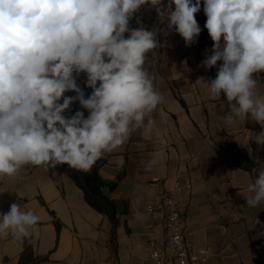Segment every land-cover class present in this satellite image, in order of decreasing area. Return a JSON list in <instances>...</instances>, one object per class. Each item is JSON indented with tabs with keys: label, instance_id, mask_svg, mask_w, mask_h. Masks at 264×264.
Segmentation results:
<instances>
[{
	"label": "clouds",
	"instance_id": "obj_1",
	"mask_svg": "<svg viewBox=\"0 0 264 264\" xmlns=\"http://www.w3.org/2000/svg\"><path fill=\"white\" fill-rule=\"evenodd\" d=\"M142 8L166 21L163 30L131 27ZM200 11L201 0H0V193L26 166L87 173L134 132L150 140L166 98L147 54L173 30L186 46L198 42ZM203 12L212 47L201 66L217 71L199 80L210 99H226L224 124L253 120L261 131L250 139L264 145L256 78L264 73V0H203ZM157 163L153 156L145 167ZM247 191V207L264 203V168ZM40 221L34 208L13 202L0 212V240L23 244Z\"/></svg>",
	"mask_w": 264,
	"mask_h": 264
},
{
	"label": "crops",
	"instance_id": "obj_2",
	"mask_svg": "<svg viewBox=\"0 0 264 264\" xmlns=\"http://www.w3.org/2000/svg\"><path fill=\"white\" fill-rule=\"evenodd\" d=\"M140 24L135 17L131 27ZM165 25L155 14L150 29L163 30ZM158 39L165 46L147 54L145 67L155 73L166 100L153 114L152 138L134 132L125 145L103 156L99 169L103 178L118 180L115 189L105 188L104 193L128 206L115 230L108 215L86 201L68 174L26 166L5 181L4 192L41 217L26 240L40 257L35 264H136L150 229L157 237L164 235L163 213L147 211L163 189L178 200L194 244L211 250L206 264H264V203L247 207L244 198L256 170L235 166L225 149V143H235L264 168L263 145L250 139L257 132L252 127L261 131V126L251 119L231 127L224 124L226 99H210L199 80L214 78L217 71L201 66L206 54L201 34L191 46L174 30ZM256 78L264 93V73ZM83 88L91 90L85 84ZM153 156L158 163L149 170L145 165ZM186 182L192 184L189 194L179 187ZM23 250L24 245L11 238L0 240V264H18Z\"/></svg>",
	"mask_w": 264,
	"mask_h": 264
},
{
	"label": "trees",
	"instance_id": "obj_3",
	"mask_svg": "<svg viewBox=\"0 0 264 264\" xmlns=\"http://www.w3.org/2000/svg\"><path fill=\"white\" fill-rule=\"evenodd\" d=\"M144 12L142 16L143 24L145 27L150 29L153 19L154 12L150 18H147L146 15H149L147 11L141 10ZM137 16V15H136ZM196 19L201 27V39L203 43L204 50H210L212 47V41L208 36L207 29L204 27L206 16L203 12V6L201 5V11L196 14ZM132 22V21H131ZM130 22V23H131ZM86 81V77L81 75L78 81V84L83 88ZM87 94L91 93V90L86 92ZM68 95H74V93H68ZM79 108L78 104L72 105L73 112ZM85 115H87V111L85 110ZM254 131L260 132L258 127H252ZM220 149L223 147L220 145ZM225 149L232 153V161L235 166L245 168L248 170H253L255 168V177L257 175V171L260 169V165L258 161L254 158L249 157L248 151L246 149L238 147L235 143L227 142L225 143ZM261 156L264 157V145ZM105 163V159L102 157L99 159L95 165L92 167L91 171L85 173L82 171H77L75 169L69 168L67 165H58L56 168H50L51 171H59L61 173L68 174L71 176L77 185L84 191L86 201L97 211L108 215L110 220L113 223L114 230L116 229L119 223V214H125L128 211V206L126 202L119 203L114 199H111L104 193L105 188L115 189L118 185V180H108L101 176L99 169ZM15 202V196L6 192L0 194V204L2 212L7 211L9 205ZM24 250L20 254V259L18 264H35L40 260V257L34 256L32 247L29 242L25 241L23 243Z\"/></svg>",
	"mask_w": 264,
	"mask_h": 264
},
{
	"label": "built area",
	"instance_id": "obj_4",
	"mask_svg": "<svg viewBox=\"0 0 264 264\" xmlns=\"http://www.w3.org/2000/svg\"><path fill=\"white\" fill-rule=\"evenodd\" d=\"M186 194L191 193L192 184L179 185ZM147 211H160L164 215V235L157 237L150 229L142 244V256L136 264H206L211 250L197 247L191 233L186 229V219L173 192L160 190L158 202L149 205Z\"/></svg>",
	"mask_w": 264,
	"mask_h": 264
},
{
	"label": "rangeland",
	"instance_id": "obj_5",
	"mask_svg": "<svg viewBox=\"0 0 264 264\" xmlns=\"http://www.w3.org/2000/svg\"><path fill=\"white\" fill-rule=\"evenodd\" d=\"M141 10H144V11H147V12H148L149 15H146L147 18H150V16L153 15L152 12H154V11L146 10V9H144V8H142ZM141 10H140L139 13H137V16H136V17H137L138 19H140L141 22L143 23L142 16L144 15V12H143V11L141 12ZM154 14H155V12H154ZM134 18H135V17H134ZM142 25L145 26V24H142Z\"/></svg>",
	"mask_w": 264,
	"mask_h": 264
}]
</instances>
